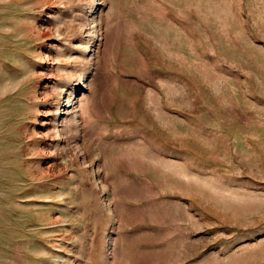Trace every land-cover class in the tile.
Wrapping results in <instances>:
<instances>
[{
  "label": "rangeland",
  "instance_id": "obj_1",
  "mask_svg": "<svg viewBox=\"0 0 264 264\" xmlns=\"http://www.w3.org/2000/svg\"><path fill=\"white\" fill-rule=\"evenodd\" d=\"M0 264H264V0H0Z\"/></svg>",
  "mask_w": 264,
  "mask_h": 264
}]
</instances>
